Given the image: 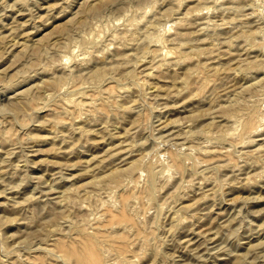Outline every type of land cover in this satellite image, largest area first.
<instances>
[{
  "label": "rangeland",
  "instance_id": "374dc122",
  "mask_svg": "<svg viewBox=\"0 0 264 264\" xmlns=\"http://www.w3.org/2000/svg\"><path fill=\"white\" fill-rule=\"evenodd\" d=\"M86 246L264 264V0H0V264Z\"/></svg>",
  "mask_w": 264,
  "mask_h": 264
},
{
  "label": "bare ground",
  "instance_id": "6f19581e",
  "mask_svg": "<svg viewBox=\"0 0 264 264\" xmlns=\"http://www.w3.org/2000/svg\"><path fill=\"white\" fill-rule=\"evenodd\" d=\"M131 220V219H130ZM101 232V234H102V231H100ZM101 236V235H100ZM97 237V236H96ZM99 237V236H98ZM104 237V236H103ZM106 239V238H105ZM98 241V240H97ZM84 242V241H83ZM104 242V241H103ZM99 243V242H98ZM75 244V243H74ZM60 245V244H59ZM65 245V244H64ZM63 245V246H64ZM73 245V244H72ZM81 245V244H80ZM95 245V244H94ZM65 248L63 249V250H69V249H67V247L66 246H64ZM86 247H88V246H86ZM94 247H96V246H94ZM61 248V247H60ZM84 248H85V246H84ZM93 247L91 246H89L87 249H84L83 251H85V252H88L85 256H84V254H83V256H78L79 254L76 252V254H78V255H76L77 256V259L80 257V259H81V261L83 260V262L82 263H84L85 262V264H96V257L98 256L97 255V253H94V248L92 249ZM76 249V248H75ZM79 249V248H78ZM81 250L80 251H82V247L80 248ZM97 249V248H96ZM88 250V251H87ZM94 250V251H93ZM76 251V250H75ZM97 252V251H96ZM70 253H72L73 254V252L70 250ZM75 253V252H74ZM82 253H84V252H82ZM74 255V254H73ZM74 255V256H75ZM97 255V256H96ZM101 263V262H100Z\"/></svg>",
  "mask_w": 264,
  "mask_h": 264
}]
</instances>
